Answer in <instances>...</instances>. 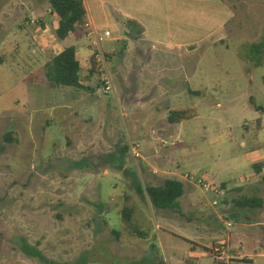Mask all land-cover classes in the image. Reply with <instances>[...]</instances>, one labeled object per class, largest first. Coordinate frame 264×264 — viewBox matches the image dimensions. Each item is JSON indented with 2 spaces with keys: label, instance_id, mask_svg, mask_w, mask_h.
<instances>
[{
  "label": "rangeland",
  "instance_id": "rangeland-1",
  "mask_svg": "<svg viewBox=\"0 0 264 264\" xmlns=\"http://www.w3.org/2000/svg\"><path fill=\"white\" fill-rule=\"evenodd\" d=\"M28 1L0 0V264H264L262 177L219 199L186 185L181 215L137 189L185 173L231 181L251 172L250 148L264 155V50L258 67L240 57L264 40V0H81L97 48L116 50L110 94L87 71L93 93L47 86L52 54L32 46L28 62L12 38L32 44L16 16ZM86 37L66 46L93 52ZM254 194L259 213L234 205ZM126 206L144 238L126 231Z\"/></svg>",
  "mask_w": 264,
  "mask_h": 264
},
{
  "label": "trees",
  "instance_id": "trees-1",
  "mask_svg": "<svg viewBox=\"0 0 264 264\" xmlns=\"http://www.w3.org/2000/svg\"><path fill=\"white\" fill-rule=\"evenodd\" d=\"M48 8L58 21V27L54 31V36L58 41H65L69 37H73L75 40H81L89 33L90 26L87 21V12L81 0H48ZM263 50L264 40L257 44L246 46L240 57L245 61L253 62L254 66L258 67L260 63L256 59L262 54ZM89 67L87 70L89 75L98 74L93 56L89 59ZM82 72L83 69L80 65L77 48L75 46L64 48L60 54L51 58L44 65V76L49 88H67L93 93L94 90L92 88L84 85L85 80L82 78ZM189 93L196 95V93L191 91ZM250 104H253V102L250 101ZM255 111L258 112L259 107ZM179 114L183 115L184 113H171L168 121L172 123L175 115ZM123 153H126V148L123 149ZM221 187L224 189L223 185ZM137 189L139 192L145 193L152 209L171 210L179 215L182 214L180 199L184 195L185 189L181 180L169 178L165 179L159 185H146L144 187L137 184ZM234 205L239 209L257 210L262 208L263 200L257 195L251 197L243 196L236 200ZM134 212L133 207L126 206L120 211V218L126 226L125 229L127 232L129 231L139 238H144L145 235L132 224ZM113 236L119 240L121 234L118 231H113Z\"/></svg>",
  "mask_w": 264,
  "mask_h": 264
},
{
  "label": "crops",
  "instance_id": "crops-1",
  "mask_svg": "<svg viewBox=\"0 0 264 264\" xmlns=\"http://www.w3.org/2000/svg\"><path fill=\"white\" fill-rule=\"evenodd\" d=\"M31 2L33 4H31ZM43 3L44 6L42 5ZM83 5L86 9V12L88 14V7L85 4V2H83ZM22 11H18L16 13V16L18 18L17 21H20L27 17L26 19H31V18H37L39 20V26L38 27H26L23 29V34L24 35H28V39L29 41H31V46H25L24 45V40L23 37L20 34H16V32L12 33V38L13 40H16V42L21 44V51L22 54H24L25 59L29 62V59L31 60V58H33L32 54L30 53V49L29 47L32 46H36V49H33L31 52L33 54H37V50H39V54H42L44 56H48L52 54L53 58L54 56L60 54L64 48L69 47L66 46L67 42H71L72 40H75L73 37H69L68 39H66L65 41H58L55 36H54V31L57 29L58 27V21L55 18V16L52 13H49V8H48V0H29L28 1V7L26 9V11L24 12V14L22 15ZM30 13V15H28ZM88 16V15H87ZM22 19H21V18ZM90 17V16H89ZM123 20L125 21H135L137 23V27L135 29H137V31H141L142 34L144 36H147L146 30L145 28H143V23L142 20L140 18H138L137 16H133L131 14H125L123 17ZM123 20H121L119 24H117L118 28L120 27V29H124L125 22H123ZM87 21L89 22V24L92 26L93 29H95L97 31V27L93 21V18L90 17L88 20L87 17ZM21 24H18V28H20ZM0 27H3L0 25ZM19 33V32H18ZM123 37H127V33H123ZM111 36V35H110ZM87 38V37H86ZM8 39V38H7ZM75 41H80V40H75ZM115 42L120 41V39L118 38L117 40H114ZM29 43V42H28ZM71 46H75L77 48V54H78V58L80 61V65L84 71H87L90 67H89V59L92 56V48L89 47V45L87 46V48H84V46H77L75 45H71ZM116 50L113 48L109 54V56H114L115 55ZM27 53V54H25ZM23 55H20L19 59H24ZM50 58V59H51ZM50 59H48L45 63H47ZM2 63V60L0 58V64ZM44 63V65H45ZM43 65V67H44ZM260 129H261V124H260ZM260 133V132H259ZM259 133L256 135V139L258 140V135ZM259 147H255V148H250L248 150L247 153H245L243 155V160L245 162H250L251 163V172H248V174L246 176H240L239 174L234 177V179H232L231 181H222L219 182L217 184H219L220 186L223 185L224 188H226V196L227 194H229L228 192L231 190H235V191H241L243 187H245L246 184H244L243 182L245 180H251L253 182V184L257 183L258 185H260V178L263 177L264 175V155L260 154V144H258ZM264 146L262 145V148ZM261 167V168H260ZM200 176H204L202 174H199ZM249 177V178H248ZM248 178V179H247ZM215 182V181H214ZM216 183V182H215ZM184 184V189L186 190V185H193L190 182H183ZM260 192V189H257ZM257 195V194H254ZM258 196V195H257ZM260 197V196H259ZM260 209H257V213H259Z\"/></svg>",
  "mask_w": 264,
  "mask_h": 264
},
{
  "label": "built area",
  "instance_id": "built-area-1",
  "mask_svg": "<svg viewBox=\"0 0 264 264\" xmlns=\"http://www.w3.org/2000/svg\"><path fill=\"white\" fill-rule=\"evenodd\" d=\"M49 13L51 11L49 10ZM39 20L37 18H31L27 19L25 21V25L27 27H38L39 26ZM90 26V31L87 34V37H94L95 42H93V46H95L94 51L92 52V56L95 60V65L97 72L99 74L100 82L103 91L106 94H110L114 91L112 80L109 74V68H108V55L102 52L101 49H98L97 46L100 45L102 41V37L99 35V33ZM110 33L108 31H105L103 34L104 38L110 37ZM135 154V153H134ZM184 181L192 183L195 187L199 188L201 191L207 194L213 195L215 198L219 199L224 196V189L214 181H212L208 177L200 176L198 174H189L185 173L181 177ZM218 200H215L212 202V205H217ZM215 252H218L217 250H214Z\"/></svg>",
  "mask_w": 264,
  "mask_h": 264
},
{
  "label": "water",
  "instance_id": "water-1",
  "mask_svg": "<svg viewBox=\"0 0 264 264\" xmlns=\"http://www.w3.org/2000/svg\"><path fill=\"white\" fill-rule=\"evenodd\" d=\"M158 136H160V135H158Z\"/></svg>",
  "mask_w": 264,
  "mask_h": 264
}]
</instances>
